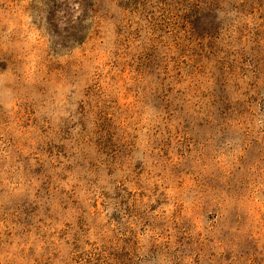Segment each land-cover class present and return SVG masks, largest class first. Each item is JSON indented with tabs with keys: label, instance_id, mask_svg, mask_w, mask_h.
Instances as JSON below:
<instances>
[{
	"label": "rangeland",
	"instance_id": "obj_1",
	"mask_svg": "<svg viewBox=\"0 0 264 264\" xmlns=\"http://www.w3.org/2000/svg\"><path fill=\"white\" fill-rule=\"evenodd\" d=\"M0 41V264H264V0H0Z\"/></svg>",
	"mask_w": 264,
	"mask_h": 264
},
{
	"label": "clouds",
	"instance_id": "obj_2",
	"mask_svg": "<svg viewBox=\"0 0 264 264\" xmlns=\"http://www.w3.org/2000/svg\"><path fill=\"white\" fill-rule=\"evenodd\" d=\"M38 43H39V41H37V44ZM10 48H14L18 51H23L27 48V45H23L20 42H17L15 44H11L9 42L0 41V50L7 52ZM0 147H3V141L2 140H0Z\"/></svg>",
	"mask_w": 264,
	"mask_h": 264
}]
</instances>
